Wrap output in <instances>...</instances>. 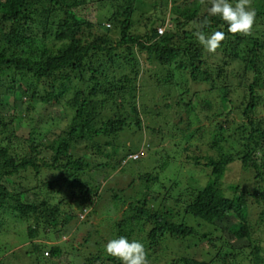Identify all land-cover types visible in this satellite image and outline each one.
Here are the masks:
<instances>
[{
    "label": "trees",
    "instance_id": "trees-1",
    "mask_svg": "<svg viewBox=\"0 0 264 264\" xmlns=\"http://www.w3.org/2000/svg\"><path fill=\"white\" fill-rule=\"evenodd\" d=\"M93 1L96 0H74L72 4H68L67 0H0V109L6 102L5 97L13 93L16 95V91L21 95L12 105L15 110H19L24 97L30 100V104L53 105L60 104L62 99L68 98L70 91H75L73 98L66 103L74 109L72 123L48 142L40 140L41 132L33 128L29 138L20 141L23 144L15 145L12 141L14 134L7 133L9 123L1 116L3 112L0 110V228L4 225L1 214H12L20 224L15 223L13 230L21 233L22 237L28 236L30 246L27 253L35 256L37 260L57 262L64 257V250L60 245L64 243L77 255L84 254L83 247L91 249L86 254L88 256L83 261L84 264H120L118 260L104 253L102 246L106 241L103 238L95 236V240L91 241V232L83 236L81 243H76L79 237L74 232L72 222L84 221H81V214L61 207L63 199L55 203V197L51 196L60 190L54 193L56 188L53 182L47 181L44 184V191H41L43 196L39 201L29 202L25 199L24 191L20 190L21 182L16 178L21 177V174L30 168L38 172L43 168H54L62 170L69 186L79 189L82 203L88 201V195L102 199V193H98L101 185L86 187L88 184L80 179V174L91 165L86 159L88 154L76 156L73 150L86 141L89 143L87 148L92 147L102 159L107 158L103 165L100 164L102 169L117 168L124 165L123 162L126 164L131 160L129 155L125 154V143L118 145L117 139L133 125L132 121H135V127L138 129L143 128L138 102L142 86L148 83V76L143 73L149 71L146 68L149 65L140 60L137 55V52H140L148 54L147 62L160 69L163 76L158 77L157 82L167 87L169 94L177 92L176 105L180 106L182 117L180 122L185 120L186 113V123L193 124L199 119L201 112L210 110L211 104L210 100L202 98L199 99V104H195V100L191 99L182 105L188 92L183 86V78L187 72L191 80L205 83L210 92L219 94L220 112H215L212 116L209 112L204 115L217 124L213 132V143L210 144L216 149V154L193 157L195 165L201 164L200 159L203 158L206 160L203 168L211 169L207 185L197 187L190 183L181 189V181L175 177V180L170 179V183H174L169 192L176 195L178 191L177 195L181 197L178 200L183 202L186 215L202 220L210 229L221 231V235L224 233L221 225H224L225 221L229 222L235 214L238 219L230 221V233L240 241H251L252 245L254 225L248 219V194L240 191L239 185H232L231 188L239 191V194L228 196L221 186L228 167L238 160L242 161L246 169L253 167L261 171V175L264 174L263 165L254 163L253 160L257 151H264V119L257 115L260 107H264V91H261L264 90V0L258 5L253 4L257 11V20L250 33L253 37L235 34L237 36L233 38L234 35L228 33L225 22L219 17H209L211 24L203 29L205 32H225V40L215 53L207 52L199 44L194 34L196 29L187 31L189 15L185 20L175 18L177 23L173 27L165 25L163 34L159 33V29H154L145 36L133 34L132 18L140 0H110L114 8L110 20L122 30V39L115 45L111 44V25L106 28L105 33L96 32L95 21L83 17L77 11V8L91 2L92 7L95 6L96 2ZM43 4L47 7H43ZM194 13L198 14L195 11ZM186 14L187 12L182 13V17ZM61 15L65 18L61 19ZM205 16L207 12L201 21ZM119 48L123 51L119 52ZM177 77L181 80H176ZM143 106L145 115L153 114L144 102ZM182 107H185V110H182ZM198 109L199 113L194 117L192 113ZM234 113L246 118L240 128H234L235 134L241 131L239 139L233 141L242 147L241 150H236V144L228 149L221 144L232 138V135L226 137L225 134L227 130L233 129L232 125L235 124L234 120L221 121V118ZM19 117H22L21 113ZM154 130L156 133H164L162 128ZM170 133L172 131L167 130L166 135L175 136V133ZM162 137L161 135V139ZM180 139L186 138L181 136ZM25 145L29 146L28 151H25ZM42 147L51 150V161L45 160L43 156L39 158ZM108 147L109 152L106 151ZM116 156L119 157L118 160ZM139 156L132 160H140ZM14 176L16 183L9 186L6 180ZM168 181L169 179L164 178L160 172L139 173L127 188L115 192L114 199L118 204L128 203L124 216L119 220L107 218V225L102 224L103 228H97V231L108 239L119 235L138 239V234L146 226H150V229L146 230V238L142 240L148 261L155 259L156 246L165 237L181 239L197 236L194 226L174 221V209L161 211L156 206L164 195L161 191L156 193V190ZM175 183L180 190H173L177 187ZM121 193L127 194L129 200L125 199V196L120 198ZM74 194L77 196L78 192ZM173 198L177 199L176 196ZM169 199L170 196L166 193L163 200ZM94 212L97 213V209ZM106 226L109 227L107 231L104 230ZM2 232L3 229L0 230V235ZM67 235L71 236L69 240L59 242V237ZM208 235L203 234L201 239L208 238L211 247L216 246V240L223 239V236L210 239L212 235ZM49 241L52 244H49ZM223 242L222 249L216 253V257H221L219 261L223 264H264L259 246L253 249L242 247L239 249L242 254L240 256L239 252L229 250L228 244ZM11 244L7 241L1 242L0 251ZM224 244L229 248H226V252L222 251ZM247 250L249 251L246 252ZM7 253L9 251L6 249L4 254ZM10 253L12 256L9 261L5 262L4 258L0 260V264H8L15 257H19L14 251ZM216 261L213 257L199 259L190 255L175 254L167 264H216Z\"/></svg>",
    "mask_w": 264,
    "mask_h": 264
},
{
    "label": "rangeland",
    "instance_id": "rangeland-1",
    "mask_svg": "<svg viewBox=\"0 0 264 264\" xmlns=\"http://www.w3.org/2000/svg\"><path fill=\"white\" fill-rule=\"evenodd\" d=\"M260 1L263 0H251V4L252 6L253 4L258 5V3H261ZM73 2L74 0H67L66 3L72 4ZM93 2H96L94 3L96 7H92L91 2L84 7L77 8V11L83 17L95 21L94 24L96 25V32L105 33L107 31L106 28L111 25L109 27V34L112 39L110 43L115 45L122 39V30L120 26H115V23L110 20L114 12L112 5L113 2L110 0H96ZM42 6L47 7L46 4H43ZM136 7V12L132 18L133 26L131 28V32L136 35L145 36L149 35L154 29L165 27V25L168 24L173 27V25L175 26L177 23L175 18L180 17L181 20H185L187 15H189L188 22H190L187 23L186 29L190 32L193 31V29H196L197 23L203 18L204 13L207 12V8L210 7V3L209 0H140ZM194 11L198 14L194 13ZM184 12H187V14L185 17H182V13ZM64 18L65 16L61 15V19ZM83 29L85 30V26ZM235 36L237 35H234L233 38H235ZM244 36L253 37V34ZM262 38H264V36ZM53 40L55 39L53 38ZM118 51L122 52L123 49L119 48ZM137 55L140 57L141 61L149 65L146 67L149 71L143 73L145 74L144 76H148V78H146L148 83L147 85L142 86V91L139 94L140 101L138 102L140 116L143 121V128L138 129L135 127V121H132L133 125L128 127L125 133L117 139L118 145L125 143V154H127V156L129 155L128 157L131 160H129L126 164L123 162L122 164L124 165H120L117 167L118 169L113 167L102 169L103 166L101 167L100 164L103 165L107 161V158L104 157V159H102L100 155L98 156L97 153L93 151L92 147L87 148L86 145H89V143L86 141L81 142L79 147L73 150L76 156L83 155L84 153L88 154L86 155V159L87 161H90L91 165L80 174V179L88 184L86 187L94 188L97 185H101L98 193H102V199L99 200V198L96 199L94 195H88V201H84L82 203V200H80L82 199V195L80 194L79 189L69 186L68 182L65 180V174L62 170H56L54 168H43L40 172L30 168L24 171L21 174V177L19 176V178H16V180L21 182V185L19 186L20 190H23L25 193V199L29 202L39 201V199L43 196L41 191H44V184L47 181L53 182L56 188L54 193L60 190V192L58 191L54 196H51L55 197V203H58L59 200L63 199L64 202L61 204V207L64 210L70 212L75 211V213L77 212L81 214V221H84L72 222V225L75 228V230H73L79 237L77 238L76 243H81L83 241V236H86L90 232L91 241L95 240V236H99L107 241L106 239H108V237H104V234L102 237V234L97 231V228H103L102 224L105 225V223L107 225L108 222L105 221L107 218L117 220L121 219L128 207V203L124 204L120 202L118 204V202L114 199L116 194L115 192L127 188L129 183L139 173L160 172L164 178L166 177L169 179V183L165 182L164 185H159L161 188L156 190V193L159 194L160 191L164 195L168 193L170 199L167 201L163 200V195L162 201H158V205L156 206L161 211H167L169 208L172 210L174 209L176 215L174 221L186 222L188 225L194 226L198 235L181 239H175L169 236L165 237L161 240L160 244L156 246V255L154 257L156 260L154 259L148 261L149 264H167L175 254L190 255L199 259H211L213 257L215 258V261L217 260L216 264H223L222 261H219L221 257L220 259H218L219 256L216 257L217 251L222 249L221 246L224 243L223 241L228 244L230 249L224 244L222 251L226 252L227 248L231 251L235 250L239 252L240 256H242L239 251L242 247H251V249H253L255 246H259L261 249L260 254L264 257V174L261 175V171L259 172L258 169L253 167H251L250 170L246 169L242 161L238 160L228 167L221 186L224 193L228 196L239 194V191L231 188L232 185H239L241 187L239 190L248 194V219L251 220L254 225L252 245L251 241H240L235 239L232 233H230L228 228L230 221H236L238 219L235 214L231 217L229 222L225 221L224 225H221L224 231L221 235V231L212 230L213 228L210 229L202 220L191 215H186L183 202H179L181 200H178L181 198L177 195L178 191H176V195L169 192L172 184L174 183V181L170 183V179L175 180V177L179 178L181 181V189L185 186H189L190 183L197 187L207 185L211 169L203 168L204 163H206V160L203 158L200 159L201 164L195 165L193 157L216 154V149L212 148L210 144L213 143V132L215 131L217 124L212 123V121L207 117H204V115L209 112L210 116H212L213 113L220 112L221 99L219 94L210 92L207 84L191 80L189 73L187 72V75H184L183 78L185 82V84L183 83V86H185V90H188V92L184 97L185 101L182 105L191 99L195 100V104H199V99L202 98L210 100L211 104L210 110L208 112H201L199 114V119L193 122V124L190 125L189 123H186L188 122V115L183 112L185 120L180 122L182 117L180 116V106L176 105L178 100V95L176 94L177 92L169 94L167 87L164 85L161 86L160 83L157 82V78L163 75H161V71L158 66H154L151 62H147L149 61L147 60L148 54L137 52ZM176 80L179 81L181 79L177 77ZM157 86H159V88ZM74 92V90L70 91V93L67 94L68 98H64L65 100L62 99L63 102L60 104L57 103L53 105H46L43 103L30 104V100L27 97H24L22 100L23 103H20V107H18L19 110H15L12 105L21 93L16 91V95L13 93L6 96V102L0 109L3 112V115L1 113L0 114L4 120L9 123V129H6V131L8 134H14L12 138L14 144L16 145L20 143V141L23 142L26 138L28 139L30 132L33 131V128H36L39 132H41L40 140L42 139L47 142L61 133L67 126L70 125V123H72L74 109L67 106L66 103L73 98ZM143 102L146 107H149V109L153 111V114L145 115L143 113ZM167 105H170L171 108L167 107ZM261 108L263 109L264 107L261 106L260 109ZM181 109L185 110V107H182ZM260 109L258 110L257 115L258 117L264 119V109L262 111ZM20 113L22 117H19ZM198 113L199 109L193 111L192 115L195 117ZM131 119L134 120V118ZM245 119V117H240L237 113L221 118V121H235V124L232 125L233 129H230V131L227 130L225 134L226 137H230V135H232V138L230 137L227 141H223V143H221L224 147L228 149L231 145L236 144L233 141L239 139L238 137H240L241 131L235 134L234 128H240L241 123ZM150 127L153 129H149ZM161 128L164 130V133L162 134L156 133L154 130ZM166 129L168 131H172L170 134L175 133V136H167ZM161 135L163 136V139H161ZM181 136L186 139H180ZM235 146L236 150L242 149V147L238 144ZM28 149L29 146L25 145V151H28ZM47 149V147L41 148L39 158L43 156L45 160L51 161L52 152ZM109 150L110 147L106 149L108 152ZM138 155H140V160H132L133 158L138 157ZM115 158L118 160L119 157L116 156ZM253 160L254 163L261 166L263 165L264 169V151H257L256 155H253ZM16 180L14 176L8 178L6 183L9 186L15 185ZM175 186H177L176 183ZM180 188L177 186L173 190H180ZM76 191L78 192L77 196L74 194ZM127 191L130 192L129 190ZM120 195V198H122V196L124 198L125 196V199L129 200L127 194L121 193ZM173 196H176L177 199L173 198ZM92 198H94L93 201ZM95 209H97V213L94 212ZM1 217L4 219V225L0 228V230L3 229V232L0 235V243L7 241L12 244L0 251V260L5 258V262L9 261L12 256L10 251H14V253L20 257H15L12 262L10 261L8 264H84L83 261L88 256L86 254L91 250L90 248L83 247L82 250L85 255H77L74 250L69 249L68 245L66 246L64 243H61L60 245H62L64 250V257L57 260V262L49 263V260H37L35 256L27 253L30 246V239L28 236L23 235L22 237L21 233L18 234L13 230V226L18 225L19 223L16 222V219L12 216V214L8 215L6 213H2ZM21 228L22 227L19 228L20 232ZM104 228V230L107 231L109 227L106 226ZM6 229L7 233L4 234ZM149 229L150 226H146V228L138 234V240L142 241L145 239L146 230ZM205 233L212 235L210 239H215L221 236H223V239L216 240V246L211 247V242L208 238L201 239L202 235ZM17 235L19 236L18 238ZM69 237L71 236H61L59 237L60 241H58H67L69 240ZM49 244H52V242ZM10 248H12V250H9ZM6 249L9 253L4 254ZM227 254L229 255L230 252H227ZM243 255H245V253H243Z\"/></svg>",
    "mask_w": 264,
    "mask_h": 264
},
{
    "label": "clouds",
    "instance_id": "clouds-1",
    "mask_svg": "<svg viewBox=\"0 0 264 264\" xmlns=\"http://www.w3.org/2000/svg\"><path fill=\"white\" fill-rule=\"evenodd\" d=\"M209 3L207 16L197 23L194 33L199 44L207 52L215 53L225 40L224 31L203 30L210 27L209 17H219L227 24L228 33L233 35L251 33L257 20V11L251 0H209ZM102 247L106 256L115 258L120 264H149L145 245L138 239L119 235L108 239Z\"/></svg>",
    "mask_w": 264,
    "mask_h": 264
},
{
    "label": "built area",
    "instance_id": "built-area-1",
    "mask_svg": "<svg viewBox=\"0 0 264 264\" xmlns=\"http://www.w3.org/2000/svg\"><path fill=\"white\" fill-rule=\"evenodd\" d=\"M164 31H165V28H164V27H160V28H159V33H160V34H163Z\"/></svg>",
    "mask_w": 264,
    "mask_h": 264
}]
</instances>
